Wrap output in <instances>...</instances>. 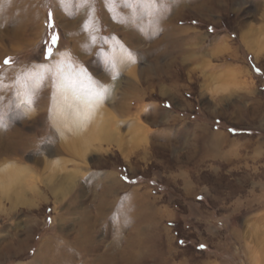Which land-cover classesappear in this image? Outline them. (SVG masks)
<instances>
[{
    "label": "rangeland",
    "instance_id": "1",
    "mask_svg": "<svg viewBox=\"0 0 264 264\" xmlns=\"http://www.w3.org/2000/svg\"><path fill=\"white\" fill-rule=\"evenodd\" d=\"M0 153V264H264V0H0Z\"/></svg>",
    "mask_w": 264,
    "mask_h": 264
},
{
    "label": "bare ground",
    "instance_id": "2",
    "mask_svg": "<svg viewBox=\"0 0 264 264\" xmlns=\"http://www.w3.org/2000/svg\"><path fill=\"white\" fill-rule=\"evenodd\" d=\"M151 7V6H150ZM151 9V8H150ZM146 28V27H145ZM252 46V45H251ZM107 91H108V89H107ZM108 93V92H107ZM128 109V107L127 108H124L123 107V109H121V113L122 114H127V110ZM86 113H91L90 111L89 112H83V113H79V114H75V115H73L72 117H71V122H70V125L72 126V128H73V130L74 131H76V135L77 136H79V138L80 139H82L83 141L85 140L86 142H89V140H91V137L89 136V135H86L85 133V131H87V130H85L87 127L89 128V126H88V123H90V118H88V116L86 117L85 115H86ZM93 114V113H92ZM70 119V118H69ZM128 123V122H127ZM129 124V131H131L132 129H134V128H136L137 130H138V138H140V137H142V136H144V133H143V131L140 129V128H143V126H141L140 124H136V123H131V122H129L128 123ZM70 127V126H69ZM71 128V127H70ZM69 128V129H70ZM91 130V129H90ZM91 132V131H90ZM89 132V133H90ZM17 134H19V133H17ZM92 135V137H93V139L95 138V137H97L95 134L93 135V134H91ZM17 137H19V135L17 136ZM16 137V138H17ZM13 139V140H15V142L13 141L12 142V144H11V146H9L8 147V150L9 149H11L10 151H12V152H22L23 150L24 151H26V150H28V149H32V147L34 146V144H32V142L31 141H29V140H23L21 143H19V140L18 139ZM77 139H78V137H77ZM125 140V139H124ZM132 141V140H131ZM130 141V142H131ZM81 142V141H80ZM136 142V141H135ZM132 143V142H131ZM86 144V143H85ZM88 145L90 144V143H87ZM86 144V145H87ZM128 144H129V142H128ZM133 144V143H132ZM30 151V150H29ZM87 151H88V149H87ZM82 153H84V152H82ZM1 154V153H0ZM12 167H14V166H12ZM12 167H8V168H6L5 169V167H3L2 168V170H4V173H5V176H6V179H1V182L3 181H5V184H10V181H12V178L14 177L15 178V176H17L18 175V173L20 172L19 171V169L18 168H12ZM3 173V174H4ZM13 186V185H12ZM9 190V189H8ZM18 195H20V191H18ZM19 196H17V198H18ZM46 253H47V251H46ZM73 253V252H72ZM47 255V254H46ZM48 255H51V254H48ZM54 256V255H53ZM47 257V256H46ZM52 257V256H51ZM49 260V259H48ZM54 262V261H53ZM55 262H57V261H55ZM54 262V263H55ZM53 263V264H54ZM43 264H48V261L47 262H43ZM58 264V263H57Z\"/></svg>",
    "mask_w": 264,
    "mask_h": 264
},
{
    "label": "snow or ice",
    "instance_id": "3",
    "mask_svg": "<svg viewBox=\"0 0 264 264\" xmlns=\"http://www.w3.org/2000/svg\"><path fill=\"white\" fill-rule=\"evenodd\" d=\"M151 2L152 3H159L160 0H151ZM56 40H57V37L53 36V38H52L53 43H55ZM48 55H52V49L51 48L48 49ZM9 62L10 61L8 59H5L4 64L7 65V64H9ZM257 71H259V70L257 69ZM201 247H203V245H201Z\"/></svg>",
    "mask_w": 264,
    "mask_h": 264
}]
</instances>
